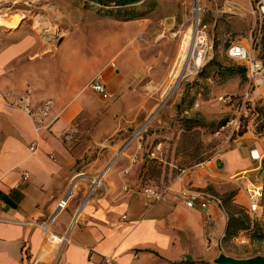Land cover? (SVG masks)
I'll list each match as a JSON object with an SVG mask.
<instances>
[{
    "label": "crops",
    "instance_id": "crops-1",
    "mask_svg": "<svg viewBox=\"0 0 264 264\" xmlns=\"http://www.w3.org/2000/svg\"><path fill=\"white\" fill-rule=\"evenodd\" d=\"M21 24L19 21L15 27H6L20 32L14 40L0 45V264H99L104 256H112L119 264H180L188 259L212 263L224 235L226 214L215 202L204 209L187 207L180 193L183 189L198 188L208 194L205 189L209 187L217 192L223 184H234L240 188L234 201L247 208L239 176H260L264 181V170L260 172L259 168L264 160V134L256 133L250 124L243 134H234L237 117H222L229 120L221 128L234 123L227 135L231 145L222 149L218 158H213L214 153L203 166L195 164L182 169L172 178L165 166L171 164L164 162L157 179H147L143 185L152 187L156 196L148 195L144 188H139V173L147 151L133 143L126 148L125 155L114 157L116 152L112 149L116 144L105 147L114 127L106 131L103 116L95 127L91 126L97 115L86 112L88 102L70 88L68 78L64 82L42 81L43 74H58L60 66L66 68L70 59L64 55L58 66L57 54L62 53V44L49 52L54 65L47 70L43 58L48 53L43 55L41 41L35 34L24 32ZM160 44L163 43L153 49L156 51ZM130 52L136 56V63L138 50ZM116 55L118 70L111 63V71L104 66L86 78L88 87L89 80L101 74L110 94L107 100L125 91V82L121 80L123 53ZM214 60L222 66L239 65L228 58L223 62ZM76 69L66 68L67 75L75 74ZM209 69H204L205 73ZM210 79V73L198 79L196 75L192 104L185 113L201 106L197 100V80ZM220 81L219 97L227 98L244 90H240L242 80L238 75ZM26 91L32 109L50 101V109L38 128L29 114L12 104L15 97ZM119 104L125 105L122 100ZM72 123H76L78 133L70 139ZM30 146H34V151ZM251 150L261 156L260 161L251 158ZM105 166L108 170L103 191L82 205L76 224L68 228L82 200L85 183L78 186L67 207L51 219L74 173L92 174ZM24 171L28 173L27 179H22ZM41 224H47L50 232L65 236V240L56 242L58 246L54 247L50 233Z\"/></svg>",
    "mask_w": 264,
    "mask_h": 264
},
{
    "label": "rangeland",
    "instance_id": "rangeland-1",
    "mask_svg": "<svg viewBox=\"0 0 264 264\" xmlns=\"http://www.w3.org/2000/svg\"><path fill=\"white\" fill-rule=\"evenodd\" d=\"M104 1L107 2L105 5L89 0H0V45L14 40L20 32L6 27L22 22L24 32L35 34L41 41L43 55L48 53L47 58H43V67L48 70L51 64L54 65L49 52L62 44L64 52L61 49L62 53L57 54L58 66L64 55V58L70 59L65 65L67 69L79 67L80 70L67 75L66 68L60 66L58 74H43L42 81L58 79L64 82V78H68L70 88L88 102L86 112L97 115L91 126L95 127L97 120L103 118L106 119V131L114 127V134L108 137L105 144V147L116 144L112 149L116 152L114 157L125 155L126 148L137 143L147 151L142 163L146 158H156L161 165L169 163L171 165L165 166L169 168L166 171L172 178L179 167H190L187 165L197 158V152L198 155L201 153L211 157L222 148L225 141L230 139L227 135L234 124L214 134L199 129L179 135L180 115H177L176 104L185 92L194 97L191 94L194 92L193 83L197 72L205 64L211 59L227 61L226 49L231 42L242 43L249 48L251 56L264 60V16L259 15L256 0H136L127 4H123V0ZM196 5L199 8L197 28L194 25ZM125 11H133L131 15L143 12L144 17L133 15L134 19L123 20ZM191 28H195L198 37H205L204 45H201L203 61L195 71L185 72L175 89H166L178 58L180 43ZM159 42L163 44L157 46L155 51L153 46ZM135 48L138 50L136 63V56L130 52ZM120 51L123 53L121 80L125 82V91L107 100L86 87V78L104 66L111 71V63L118 70L116 54ZM152 53L154 57H151ZM211 71L209 81L197 80L200 85L197 87L200 94L197 100L201 106L197 107V111L183 112L181 115L193 117L195 113V117L205 123L218 121L225 116L232 119L237 117L235 131L243 127L246 129L250 124L256 132L262 120L258 118L257 110L264 109V98L254 104L245 101L243 94L249 88L246 78L241 81L242 92L228 95L227 98L222 95L220 97L225 100L219 99L221 81L214 79L215 74ZM30 74L34 76L32 69ZM120 100L124 106L119 104ZM184 105L182 103V107ZM77 133V125L72 123L68 132L72 135L70 139ZM260 134H264V129ZM143 185L139 188H144ZM233 189L237 192L240 188L234 184H223L217 192L222 194ZM205 192L211 195L206 189ZM53 246L58 244L55 242ZM216 253L248 258L264 255V244L244 247L229 239L221 241Z\"/></svg>",
    "mask_w": 264,
    "mask_h": 264
},
{
    "label": "built area",
    "instance_id": "built-area-1",
    "mask_svg": "<svg viewBox=\"0 0 264 264\" xmlns=\"http://www.w3.org/2000/svg\"><path fill=\"white\" fill-rule=\"evenodd\" d=\"M256 5L259 15L264 16V0H256ZM226 55L231 61L246 68V78L249 81V88L243 94L245 101L254 104L255 101L264 98V60L251 56L249 48L240 42H231L226 49ZM87 86L92 91L98 93L102 98L106 99L110 97V94L106 89V84L100 73L95 74L89 80ZM219 99L225 100L224 97H220ZM12 104L29 114L37 128L40 127L42 118L48 113L50 109V101H46L41 106L32 109L29 102V91H26V93L23 95L15 97L12 101ZM230 145L231 140L227 139L223 147L215 152L213 158H218L220 156L221 150L229 147ZM34 149V146H30V150L34 151ZM253 151L255 150H251V158L260 161L261 156H259V154L254 155L252 153ZM208 160H210V158ZM208 160L198 163L197 166H203ZM107 170L108 166H105L101 170L89 175H86L83 171H77L74 173L70 180V187L66 193L58 199L51 219H53L60 211L67 207L69 200L75 196V190L78 189V186L85 183L86 185L82 191V200L76 207L68 228H71L74 224H76L79 219L82 205L87 204L88 201L97 197L103 191L104 178ZM27 178L28 173L24 171L22 173V179ZM239 178L241 180L240 186L245 192L248 200L246 208L248 215L252 221H258L264 225V201H262V194H264V181H262L260 176L256 178H248L244 174L240 175ZM144 192L148 195H155L154 189H152V187H145ZM180 197L183 199L187 207L197 206L200 209H204L210 202H215L219 205V207H221L219 199L213 195L201 193L200 191L183 189L180 193ZM40 226L47 233H50L47 224H41ZM64 240L65 236H61L60 241L58 242H63ZM233 240L237 245L244 247H250L251 245L255 244H264V241L257 242L253 240L248 230L239 231ZM207 247L210 248V244H208ZM55 250L58 252L59 247H57ZM99 264L119 263L112 256H104Z\"/></svg>",
    "mask_w": 264,
    "mask_h": 264
},
{
    "label": "trees",
    "instance_id": "trees-1",
    "mask_svg": "<svg viewBox=\"0 0 264 264\" xmlns=\"http://www.w3.org/2000/svg\"><path fill=\"white\" fill-rule=\"evenodd\" d=\"M138 1L140 0H137L136 2ZM132 12L125 11L123 20L134 19L133 15L138 18L144 17L143 12H139L137 14L135 13L131 15ZM262 57H264V55H262ZM209 67H211V70L214 71V74L220 80L233 75H238L242 81L246 79V68L244 66L242 65L222 66L214 59L211 60L210 63L205 65V68H202V70L197 73V76L198 77L208 76L210 70L208 71V73H205L204 69H207ZM192 98L193 97H190V95L187 92H185L183 98H181V101L176 104L177 115H180L179 116L180 118L178 119L179 130H180L179 135L189 134L199 129L207 130L210 134H214L215 132H218L219 129L228 122L229 120L228 118H222L218 121L205 123L202 122L201 120H198L197 118L181 115L185 110H187L191 106ZM182 103H185L183 107H182ZM257 116L258 118L262 119L256 128V133L260 134L262 129H264V109L262 108L258 109ZM245 130L246 129L243 127L238 131H236L234 134L241 135L245 132ZM198 154L199 153L197 152V158L194 161L190 162V164L187 166L198 164L210 158V155L201 154V153L200 155ZM184 168L185 167H179L178 172H180ZM160 172H161V162H159L156 158H151V159L146 158L140 172L141 184H145L144 181H146L147 179H157ZM206 190L210 191V193L213 196L219 199L221 207L227 217L222 241L233 239L236 236V234L241 230H248L251 238L257 242L264 241V227H262L264 225H262V223L258 221H252L246 211V208L234 201L236 190L233 189L231 191H227L222 194L212 190L211 187L207 188ZM180 264H213V263L205 260L188 259L185 261H181Z\"/></svg>",
    "mask_w": 264,
    "mask_h": 264
},
{
    "label": "bare ground",
    "instance_id": "bare-ground-1",
    "mask_svg": "<svg viewBox=\"0 0 264 264\" xmlns=\"http://www.w3.org/2000/svg\"><path fill=\"white\" fill-rule=\"evenodd\" d=\"M196 17L194 20V25L197 28L198 24V12L199 8L196 5L195 7ZM11 27H15L17 23L10 24ZM204 36H197L195 28H191L184 35L180 46L178 58L175 61L174 67L170 73L169 81L166 86V89L173 90L177 87L178 81L185 72H193L203 61V52L201 45H204ZM170 92V91H168ZM50 241L52 244L60 241V237L50 232Z\"/></svg>",
    "mask_w": 264,
    "mask_h": 264
},
{
    "label": "water",
    "instance_id": "water-1",
    "mask_svg": "<svg viewBox=\"0 0 264 264\" xmlns=\"http://www.w3.org/2000/svg\"><path fill=\"white\" fill-rule=\"evenodd\" d=\"M89 1L96 2V3L101 4V5H105L107 3L104 0H89ZM133 1H136V0H123L122 2H123V4H127V3L133 2ZM166 101L167 100H165L164 102H166ZM219 167H221V166H219ZM262 170H264V160H262L260 163V172ZM212 263L213 264H264V255L257 254V255H254V256L248 257V258H235V257L229 256V255L224 254V253H219L212 260Z\"/></svg>",
    "mask_w": 264,
    "mask_h": 264
}]
</instances>
